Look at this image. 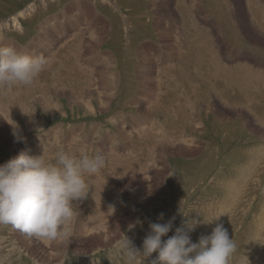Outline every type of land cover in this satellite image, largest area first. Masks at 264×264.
<instances>
[{
	"label": "rangeland",
	"instance_id": "rangeland-1",
	"mask_svg": "<svg viewBox=\"0 0 264 264\" xmlns=\"http://www.w3.org/2000/svg\"><path fill=\"white\" fill-rule=\"evenodd\" d=\"M80 1L86 7L84 13L78 5ZM185 1L183 4L181 0H0V24L26 11L31 4L35 5L33 14L18 16L21 30L17 26L0 29V40L4 46L21 52L34 45L33 41L38 39L45 20L52 19L59 12L63 14L66 5L72 4L76 8L71 25L68 22L64 24L75 28L71 29V35L58 33L56 40L60 42H56L52 49L44 50V43L39 41L41 46L27 52L34 57H43L46 66L38 75V80L36 78L33 85L27 87L31 92V87L38 86V92H32V97L25 98L24 104L19 103L22 95L18 93V105L8 104L10 113L0 110V164L17 156L21 150H29L32 155L41 154L49 162L54 159L57 150L76 155L101 154L105 158L104 168L96 175L86 177L89 192L85 198L74 202L76 216L65 237L71 238L69 245L63 241L39 240L10 225H0V264H124L122 246L126 241H132L137 248L142 247L149 224L167 222L172 217L175 220L168 236L173 235L175 228L182 226L185 220L191 223L195 219L198 223L189 235L193 242H197L200 236L210 234L214 226L221 222L236 245L229 264H264V12L255 7V2L248 0H200L201 10L196 5L199 12L193 10L194 0ZM192 12L198 19L207 16L204 19L209 21L206 29L202 30L201 26L197 31L194 29L197 25ZM54 22L56 24L57 20L54 19L51 25ZM49 28L50 32L53 27ZM97 33L102 42L99 49L103 56L107 54L111 58L114 55L116 58L113 68L120 74L118 88L109 75L106 60L100 57L101 61L98 57L94 62V53L93 56L89 53L93 39L99 36ZM203 38L209 39L207 46H201ZM186 40L192 43H185ZM168 46L173 48V55L180 62L177 65H168L174 64V59H165L161 52ZM218 47L223 51L221 58H225L220 61L221 70L224 69L227 74L225 82L220 75L217 77L216 73L209 72L211 65L205 62L214 54L213 51L217 53ZM40 51L43 53L38 56ZM154 54L162 58L153 57ZM146 62L147 65H144ZM157 65H160L159 69ZM147 67L152 68V74L146 70ZM140 70L148 73L147 86H156L154 101L157 103L151 108L155 109L157 122L146 119L142 130L132 139L123 132L129 115H147L150 106L146 104L149 92L140 95L136 87ZM163 70L170 76L169 79L176 77L172 84L169 79L164 80L166 74L160 76V81L157 80V74ZM98 71H101L100 75ZM187 71L192 72L190 77L185 75ZM172 72L174 76L169 75ZM207 74L215 76L212 85L203 82V79H208ZM62 77L67 80L63 81ZM41 79L42 82L39 81ZM105 79L109 91L115 86V92H118L111 98L108 110L100 102L103 93L101 84L105 83ZM163 81L172 86L166 88ZM160 85L166 89L157 97ZM216 85L224 91L231 90L227 93L229 96L231 93V98L223 99L222 90H217ZM232 85H237V88H231ZM173 86L176 91L172 90L175 89ZM235 89L239 93H235ZM137 95L140 102L133 105ZM228 101L233 103L230 105ZM249 103L259 107L253 111ZM14 110L17 112L14 113ZM14 131L17 135H13ZM248 152L251 153L248 155ZM163 163L166 164L165 170L162 169ZM160 213L164 214L163 220L158 219ZM216 217L219 218L210 224L204 222Z\"/></svg>",
	"mask_w": 264,
	"mask_h": 264
},
{
	"label": "clouds",
	"instance_id": "clouds-1",
	"mask_svg": "<svg viewBox=\"0 0 264 264\" xmlns=\"http://www.w3.org/2000/svg\"><path fill=\"white\" fill-rule=\"evenodd\" d=\"M45 66L43 57L11 46L0 47V91L31 86ZM104 166L101 154L57 150L49 162L41 154L22 151L0 164V225H10L39 240L62 242L76 216L74 202L89 192L86 177L99 173ZM163 217L160 213L158 219ZM218 218L204 222L210 224ZM174 220L150 223L140 248L126 241L122 246L124 264H229L236 245L222 223L193 242L189 233L198 221L185 220L168 236Z\"/></svg>",
	"mask_w": 264,
	"mask_h": 264
},
{
	"label": "bare ground",
	"instance_id": "bare-ground-1",
	"mask_svg": "<svg viewBox=\"0 0 264 264\" xmlns=\"http://www.w3.org/2000/svg\"><path fill=\"white\" fill-rule=\"evenodd\" d=\"M105 1H107V0H103V2H105ZM169 1V0H168ZM181 1H183V4H185V0H181ZM162 2V1H161ZM225 2V1H224ZM233 2V1H232ZM86 2L84 1V4H85ZM163 3V2H162ZM194 3H196V4H194V7H195V9H193V10H195L196 12L202 7H200V0H194ZM226 3V2H225ZM202 4V3H201ZM79 6H80V8H81V11L84 13L85 11H86V7L83 5V2L82 1H80L79 2V4H78ZM196 5H198L199 6V8L198 7H196ZM233 5V4H232ZM75 5H72V4H70V5H66V7H65V9L64 10H62V12H63V14H61L60 12L59 13H57V14H55L54 15V17H52V19H50V18H48V20H45L43 23H42V26H41V30H39L40 31V35H39V40L38 41H33L34 42V45H29V51H31V50H33L34 48H37L38 46H41L40 44H39V41L40 42H42V43H44V45H45V49L44 50H49V49H52V46H55V44H56V42L58 43V42H60V40L58 39V40H56V38H57V36L59 35V34H70V32L72 31V30H74L75 28H71V27H66L64 24H66L67 22V24L68 25H71V21L73 20V14H74V12H73V10L74 9H76L75 7H74ZM90 6H91V9L93 8L92 7V5L90 4ZM227 6V5H226ZM235 6V5H234ZM233 7V6H232ZM197 8H198V10H197ZM163 9V8H162ZM233 9V8H232ZM34 10H35V5L34 4H31L30 6H28V8L26 9V11H23V12H21V13H18L17 15H15L14 17H12L11 19H7L6 21H4V22H2V24H0V29H1V27L3 28V26H6V27H12V26H18V25H21L20 23H19V17L20 16H27L28 17V14L31 12L32 14H33V12H34ZM169 10V9H168ZM201 10V9H200ZM70 11V12H69ZM172 11V10H171ZM202 11H203V9H202ZM69 12V13H68ZM168 12V11H167ZM166 12V13H167ZM184 12V11H183ZM199 12V11H198ZM194 12H192V14H193ZM69 14V15H68ZM168 14V13H167ZM185 14V13H184ZM199 13H197V15H198ZM200 14H201V12H200ZM199 14V15H200ZM172 15V14H171ZM195 15V13L193 14V16ZM204 14H202V16H203ZM19 16V17H18ZM35 16V15H34ZM68 16V17H67ZM169 16H170V14H169ZM229 16H231V15H229ZM237 16V15H236ZM173 17H174V15H173ZM207 16L205 15V18H206ZM244 17V16H243ZM70 18V20L68 21V19ZM91 18V20L93 19V17H90ZM90 18H88L87 20H89ZM168 18V17H167ZM205 18H203V19H198L196 16H194V22H195V24L197 25V27L195 28L194 27V29L197 31V30H199V29H197L198 28V26H201V29L203 30V29H206L207 27H206V24H208V18H207V20H204ZM232 18V17H231ZM248 18H250V17H248ZM54 19H56L57 20V22H56V24H55V22H54V24L53 25H51L52 23H53V20ZM63 19H65L66 20V22L65 23H62L61 22V20H63ZM237 19V18H236ZM235 19V20H236ZM241 19V18H240ZM52 20V21H51ZM217 20V19H216ZM230 20V19H229ZM21 21V20H20ZM89 22H90V20H89ZM235 22V21H234ZM163 23V22H162ZM175 24V23H174ZM195 24H194V26H195ZM211 24V23H210ZM246 24V23H245ZM254 24V23H253ZM216 25V24H215ZM238 25V24H237ZM102 25H98V27H101ZM187 26V25H186ZM208 26V25H207ZM49 27H53L52 28V30L49 32ZM96 27V26H95ZM97 27V28H98ZM103 27V26H102ZM49 28V29H48ZM106 28V27H105ZM185 28V27H184ZM72 29V30H71ZM95 29V28H94ZM181 29V28H180ZM183 29V28H182ZM258 29H259V27H258ZM106 30V29H105ZM105 30H104V32H105ZM108 30V29H107ZM191 30V29H190ZM209 30H211V29H209ZM260 30V29H259ZM102 31V30H101ZM182 31V30H181ZM258 31V30H257ZM263 31V30H262ZM4 32V31H3ZM97 32V31H96ZM164 32H166L167 33V31H166V29H165V31ZM185 32H187V35L189 34V32H188V30L187 31H185ZM59 33V34H58ZM95 33V32H94ZM260 33H262V32H260ZM91 34V33H90ZM98 34V33H97ZM101 34H103V33H101ZM200 34V33H199ZM213 33H211V35H212ZM242 34V33H241ZM254 34V33H253ZM71 35V34H70ZM92 36H93V34H91ZM90 35V36H91ZM99 35V34H98ZM106 35V34H105ZM210 35V36H211ZM96 36V35H95ZM195 36H197V35H195ZM203 36V35H202ZM204 36H206V35H204ZM65 37H67V36H65ZM70 37V36H69ZM170 37V36H169ZM201 37V36H200ZM213 37V36H212ZM246 37V36H245ZM82 38V37H81ZM92 38V37H91ZM262 38V37H261ZM1 39V38H0ZM204 39V38H203ZM202 39V40H203ZM206 39H208V38H206ZM206 39H204L203 41H201L200 43H202L201 44V46H207V44H208V42H209V39L208 40H206ZM214 39V38H213ZM212 39V40H213ZM255 39V38H254ZM53 42H52V41ZM94 41L91 43V45H90V52H89V50H87L89 53H91L92 55L91 56H93V53H94V57H93V59L92 60H94V62H97V59H98V57H99V60H101L100 59V57H102L103 59H105L106 60V66L108 67V71L110 72V74L108 73V71H107V73L109 74V75H111V77L113 78V83H115V86L117 87L119 84H120V81H119V79H120V77H119V72L117 71V70H115L113 67H114V65H115V59H114V55L113 56H111V58L110 57H107L106 55L105 56H103V53H102V51H100V46L102 45V42H101V40H100V35L99 36H97V37H95L94 39H93ZM210 40H211V38H210ZM62 41H64V40H62ZM75 41V40H74ZM195 40H193V42H194ZM86 42V41H85ZM88 42V41H87ZM104 42V41H103ZM214 42V41H213ZM216 42L218 43V39H216ZM90 43V42H89ZM185 43H192L191 42V40H190V42H188L187 40L185 41ZM169 44V43H168ZM66 45V44H65ZM71 46H72V44H70ZM171 45V44H170ZM212 45H215V44H212ZM218 45H220L219 43H218ZM0 47H5L4 46V43L2 42V40H0ZM73 47V46H72ZM87 47V46H86ZM195 47V46H194ZM214 47V46H213ZM221 47V46H220ZM54 48V47H53ZM63 48V47H62ZM162 48V47H161ZM211 48H212V46H211ZM39 49V48H38ZM102 49V48H101ZM173 48H170L169 46L168 47H165V49H161L162 51V53L164 54V58L165 59H167V58H169V61L170 60H173L174 59V61L173 62H175L174 64H172V63H170V64H168V65H177L178 63H180V62H178V60L176 59V57L173 55V50H172ZM201 49V48H200ZM205 49H207V48H205ZM218 51H217V53L215 54V51H213L214 52V54H211L210 56H209V58H207V61H205V62H207L209 65H211L210 67H208V71L209 72H211V73H216V75H217V77H219L218 75H220V78L221 77H223V82H225L224 80L226 79L225 78V76L227 75L226 74V71L223 69V70H221V66L222 65H220V63L222 62V60H224V59H222L221 58V54L223 53V51L218 47ZM256 49V48H255ZM68 50V49H67ZM245 50V49H244ZM51 51V50H50ZM53 51V50H52ZM69 51H70V49H69ZM209 51V50H208ZM65 52V51H64ZM142 52V51H141ZM144 52V51H143ZM181 52H183V51H181ZM244 52V51H243ZM35 53H36V51H35ZM66 53H67V51H66ZM66 53H65V55H66ZM107 53V52H106ZM140 53V52H139ZM161 53V54H162ZM201 53V52H200ZM206 53V52H205ZM239 53V52H238ZM68 54V53H67ZM88 54V53H87ZM100 54V55H99ZM105 54V53H104ZM143 54V53H142ZM180 54V53H179ZM232 54V53H231ZM38 55V54H37ZM64 55V56H65ZM84 55H85V53H84ZM83 55V56H84ZM148 55H149V52H148ZM155 56H153V57H157L158 59L160 58H162V57H159V54H154ZM201 55H205V54H201ZM209 55V54H208ZM207 56V55H206ZM87 57V56H86ZM85 57V58H86ZM199 57V56H198ZM235 57H237V55L235 56ZM88 58V57H87ZM143 58V57H142ZM145 58V57H144ZM150 58V57H149ZM67 59V58H66ZM154 59H156V58H154ZM203 59H205V58H203ZM240 59V58H239ZM91 60V61H92ZM98 60V62H101V61H99ZM110 60V61H109ZM145 60V59H144ZM147 60V59H146ZM189 60V59H188ZM86 61H88V59H86ZM90 61V60H89ZM149 61V60H148ZM147 61V62H148ZM152 61H153V59H152ZM151 61V62H152ZM221 61V62H220ZM229 61V60H228ZM232 61V60H231ZM247 61V60H246ZM246 61H244V62H246ZM136 62V61H135ZM147 62H146V64L144 63V65H147ZM226 62V61H225ZM234 62H236V61H234ZM234 62H232V63H234ZM258 62V61H257ZM102 63V62H101ZM152 63H154V62H152ZM151 63V64H152ZM156 63V62H155ZM160 63V62H159ZM158 63V64H159ZM197 63V62H196ZM196 63H195V65H196ZM201 63V62H200ZM231 63V64H232ZM240 63V62H239ZM250 63V62H249ZM89 64V63H88ZM98 64V63H97ZM157 64V63H156ZM155 64V65H156ZM204 64V63H203ZM222 64V63H221ZM226 64H227V62H226ZM90 65V64H89ZM161 65V64H160ZM160 65H157V67L156 68H160ZM166 65V64H165ZM191 65V64H190ZM259 65V64H258ZM87 67L86 68H89L88 67V65H86ZM149 66V65H148ZM161 66H163V65H161ZM208 66V65H207ZM227 66H229V65H226V67ZM233 66V65H232ZM94 67H95V65H94ZM104 67V66H103ZM151 67V66H150ZM150 67H147L146 68V70L148 71L149 70V73H151V71H152V68H150ZM154 67V66H153ZM167 67H170V66H167ZM172 67V66H171ZM187 67V66H186ZM205 67V66H204ZM245 67H246V64H245ZM85 68V69H86ZM90 68H92V67H90ZM97 68H100V66L99 67H97ZM131 68V67H130ZM136 68H138V66L136 67ZM140 68V67H139ZM150 68V69H149ZM177 68V67H176ZM192 68V67H191ZM201 68V67H200ZM224 68V67H223ZM257 68V67H256ZM102 69V68H101ZM187 69V68H186ZM189 69H190V67H189ZM226 69V68H225ZM232 69V68H231ZM249 69V68H248ZM253 69H255V68H253ZM252 69V71H254ZM260 69V68H259ZM88 70V69H87ZM93 70V69H92ZM96 70V69H95ZM94 70V71H95ZM99 70V69H98ZM138 70V69H137ZM144 70V69H143ZM161 70V69H160ZM165 70H166V68H165ZM165 70H163L162 71V73H158L157 74V80L158 81H160V76L162 75V74H166V72H165ZM191 70V69H190ZM199 70V69H198ZM243 70V69H242ZM250 70V69H249ZM258 70V69H257ZM84 71V70H83ZM93 71V72H94ZM97 71V70H96ZM95 71V72H96ZM106 71V70H105ZM184 71H186L185 70V68H184ZM194 71V70H193ZM196 71V70H195ZM205 71V70H204ZM222 71V72H221ZM232 71V70H231ZM230 71V72H231ZM235 71V70H234ZM243 71H245V70H243ZM242 71V72H243ZM252 71H249L250 73L252 72ZM256 71V70H255ZM92 72V71H91ZM99 72V71H98ZM138 72V71H137ZM144 72H146L145 70H144ZM175 72V71H174ZM199 72H201L200 70H199ZM229 72V73H230ZM242 72H241V74H242ZM249 72L247 73V74H249ZM259 72V71H258ZM83 73V72H82ZM104 73V72H103ZM102 73V74H103ZM168 73V72H167ZM173 73V72H172ZM191 73L192 72H189V71H187V73H185V75H191ZM193 73H195V72H193ZM197 73H198V71H197ZM202 73V72H201ZM205 73V72H204ZM260 73V72H259ZM264 73V72H263ZM86 74V73H85ZM101 74V71L99 72V75ZM104 74H106V73H104ZM103 74V75H104ZM152 74V73H151ZM200 74V73H199ZM230 74H232V73H230ZM229 74V75H230ZM236 74V73H235ZM238 74V73H237ZM47 75V74H46ZM169 75H172V76H174L175 74L173 73V74H169ZM194 75V74H193ZM193 75H192V77H193ZM198 75V74H197ZM197 75H195V76H197ZM201 75V74H200ZM205 75V74H204ZM207 75H209V77H208V79H207V77L205 78V79H207V80H204L203 79V82L204 81H207L210 85H212L213 83H212V80H213V77H215L214 75H210V74H207ZM243 75V74H242ZM241 75V76H242ZM244 75H245V72H244ZM41 76V75H40ZM39 76V77H40ZM43 76V75H42ZM52 76H53V74H52ZM58 76V75H57ZM172 76H171V78H172ZM180 76V75H179ZM187 76V77H188ZM232 76H235V75H232ZM240 76V75H239ZM72 77V76H71ZM148 77V73L147 74H145V73H143L141 70L139 71V73H138V76H137V82H138V84L136 85V87H137V90H138V93H140V95H142V94H144V93H148V95L150 96L149 98H146V104H150V106H149V110L148 109H146V110H148L147 111V115H140L141 117H143V121H142V118L141 117H139V115H137V113H136V115L135 114H131V115H129V119H128V122H127V125H126V129H125V131H123L124 133H127L128 135H129V137L130 138H134V137H136L135 136V134L137 133V132H139V131H141L142 130V128H143V124L145 123V120L147 119H152L153 121H156L155 119L157 118L156 116V113H155V109H154V107H153V109L151 108V106H153V104L155 103H157V101H154V97H155V93H154V91H155V87H153V86H147V81H146V78ZM151 76H149V78H150ZM169 77L170 76H168L167 74H166V77L164 78V80H166V79H169ZM190 77V76H189ZM230 77V76H229ZM243 77V76H242ZM42 78V77H41ZM48 78V77H47ZM64 78H66V77H64ZM102 78V77H101ZM148 78V80H150ZM196 79H198L197 77H195ZM203 78V77H202ZM227 78H228V76H227ZM243 78H245V76L243 77ZM154 79V78H153ZM153 79H151V80H153ZM176 79V77H174L173 79H169L170 80V82L169 83H171L172 84V82L174 81ZM182 79V78H181ZM188 79V78H187ZM200 79V78H199ZM198 79V80H199ZM215 79V78H214ZM222 79V78H221ZM229 79V83H230V78H228ZM232 79V78H231ZM242 79V78H241ZM36 80H38V78L36 79ZM49 80V79H48ZM62 80L64 81H66L67 80V78L66 79H63V77H62ZM81 80V79H80ZM184 80V79H183ZM220 80V79H219ZM234 80V79H233ZM243 80H245V79H243ZM40 82H42L43 80L41 79V80H39ZM55 81V80H54ZM101 81V80H100ZM189 81H192V79H190ZM188 81V82H189ZM237 81V80H236ZM236 81L234 82L235 84H236ZM263 81V80H262ZM39 82V83H40ZM69 82V81H68ZM165 81H163V83H164ZM222 82V83H223ZM237 82H239V81H237ZM241 82V81H240ZM245 82V81H244ZM252 82V81H251ZM36 83V82H35ZM58 83V82H57ZM70 83V82H69ZM111 83V82H110ZM184 83V82H183ZM192 82H190V84H191ZM208 83H206V84H208ZM221 83V82H220ZM242 83V82H241ZM255 84H256V82H254ZM257 83H259L258 81H257ZM261 83V82H260ZM42 84V83H41ZM41 84L39 85V86H41ZM66 84V83H65ZM155 84V83H154ZM193 85H194V83H192ZM196 85L198 84V82L197 83H195ZM200 84V83H199ZM208 84V85H209ZM231 84H233V83H231ZM234 84V85H235ZM245 84V83H244ZM33 85V84H32ZM31 85V86H32ZM54 85V84H53ZM133 85V84H132ZM158 85V84H157ZM163 85H165L166 86V88H167V86L169 85H166L165 83L163 84ZM163 85H160L161 86V89H160V91L157 93V97H158V95L159 94H161V93H163L164 92V89H166L165 88V86H163ZM195 85V86H196ZM201 85H202V83H201ZM218 85V84H217ZM216 85V86H217ZM227 85V84H226ZM239 85V84H238ZM241 85H243V83L241 84ZM241 85H239L240 87H242ZM264 85V84H263ZM262 85V86H263ZM52 86V85H51ZM61 86V85H60ZM103 86V88H102V97L100 98V102H101V106L105 109V110H108L109 109V106L110 105H108L109 103H110V101H111V98L113 97V96H115L116 95V93H118V92H115V89H117L115 86L113 87V89H111L110 91H112V92H110L109 91V84H108V82H107V80L105 79V83L102 85L101 84V87ZM113 86V85H112ZM169 86H172V85H169ZM180 86H182V84L180 85ZM192 86V85H191ZM233 86V85H232ZM253 86V85H252ZM27 87H29V86H27ZM27 87H16V88H13V89H11V90H7V91H0V110H2V111H7L6 113H10L9 112V110H8V104L9 103H12L11 105L12 106H14V105H18V103H17V98H16V94H18V93H20L21 95H22V97H20L21 98V100H20V102L19 103H22L23 101L25 102L26 100H25V98H27V100H28V97H29V99H30V97H32V95H31V93L32 92H38V86H33V88H35V89H33L32 87H31V92L29 91V88H27ZM49 87V86H48ZM47 87V88H48ZM67 87V86H66ZM100 87V86H99ZM198 87H200L199 85H198ZM204 87V86H203ZM228 87H229V85H228ZM228 87H226V88H228ZM237 88V85L236 86H233V87H231V88ZM259 87H261V85H259ZM264 87V86H263ZM25 88H27V90H25ZM47 88H46V90H47ZM173 88H175V89H172V90H175L176 91V87L175 86H173ZM216 88V87H215ZM239 88V87H238ZM243 88V87H242ZM101 89V88H100ZM180 89H182V88H180ZM187 89V88H186ZM194 89V88H193ZM196 89V88H195ZM212 89V88H211ZM222 90L220 87H218L217 86V90ZM230 89V88H229ZM240 89V88H239ZM238 89V90H239ZM245 89V87L243 88V90ZM253 89V88H252ZM257 89H258V87H257ZM39 90H43V88L41 89H39ZM45 90V91H46ZM55 90V89H54ZM64 90V89H63ZM136 90V91H137ZM149 90V91H148ZM201 90V89H200ZM210 90V89H209ZM228 90V89H227ZM232 90H234V89H232ZM241 90V89H240ZM243 90H241V92L243 91ZM263 90H264V88H263ZM30 92L29 94L27 93V92ZM50 91V90H49ZM169 91H170V89H169ZM211 91V90H210ZM229 91V90H228ZM228 91H224V90H222V92L221 93H223V94H221L222 96H223V99H226L227 97H230L231 98V93H230V96L227 94V93H229ZM235 91H236V89H235ZM257 92H258V90H256ZM262 91V90H261ZM24 92L26 93V94H24ZM47 92V91H46ZM152 92V93H151ZM166 92H168V91H166ZM174 92V91H173ZM205 90H204V94H205ZM51 93V92H50ZM53 93V92H52ZM58 93V92H57ZM181 93V92H180ZM212 93H214V92H212ZM218 93V92H217ZM228 95V96H225L226 94ZM233 93V92H232ZM235 93H239L238 91H236ZM242 93H244V91L242 92ZM253 93V92H252ZM27 94L28 95H30V96H27ZM41 94V93H40ZM48 94H49V92H48ZM250 94V93H249ZM254 94H259V93H255L254 92ZM53 95V94H52ZM51 95V96H52ZM56 95V94H55ZM139 95V96H140ZM185 95H186V93H185ZM244 95V94H243ZM260 95V94H259ZM50 96V97H51ZM147 96V95H146ZM145 96V97H146ZM190 96V95H189ZM193 95H191V97H192ZM194 96H195V94H194ZM253 96V95H252ZM256 96V95H255ZM34 97H36V96H34ZM90 97V96H89ZM136 97V96H135ZM143 97V99H144V96H142ZM178 97V96H177ZM180 97V96H179ZM263 97V96H262ZM19 98V97H18ZM40 98V97H39ZM133 98H134V96H133ZM137 98H138V95H137ZM134 99V104L133 105H135V104H138L139 102H140V98H138V99ZM233 98H234V96H233ZM245 98H247L246 97V95H245ZM142 99V98H141ZM219 99V98H218ZM235 99V98H234ZM240 99V98H239ZM238 99V100H239ZM250 99H251V96H250ZM255 99V98H254ZM5 100L7 101V104L5 103ZM54 100V99H53ZM156 100V99H155ZM228 100H229V98H228ZM241 100V99H240ZM245 100V99H244ZM247 100V99H246ZM256 100V99H255ZM30 101V100H29ZM49 101H51V100H49ZM220 101V100H219ZM232 101H233V99H232ZM252 101V100H251ZM259 101V100H258ZM40 102H42V101H40ZM45 102V101H44ZM130 102V101H129ZM132 102V101H131ZM227 102V101H226ZM229 102V101H228ZM235 102V101H234ZM239 102H242V101H239ZM254 102V101H253ZM256 102V101H255ZM34 103V102H33ZM46 103V102H45ZM133 103V102H132ZM159 103H160V100H159ZM230 103V102H229ZM233 102H231L230 103V105L232 104ZM236 103V102H235ZM252 103V102H251ZM22 104H24V103H22ZM29 105H30V102L28 103ZM35 104V103H34ZM49 105H50V103H48ZM52 104L54 105L55 103H53L52 102ZM61 104V103H60ZM131 104V103H130ZM193 104V103H192ZM239 104H241V103H237V105H239ZM247 104V103H246ZM253 104V103H252ZM256 104V103H255ZM259 104V103H258ZM221 105V104H220ZM236 105V106H237ZM243 105V104H242ZM248 105V104H247ZM249 105H250V103H249ZM257 105V104H256ZM7 106V107H6ZM11 106V107H12ZM27 105H25V107H26ZM31 106V105H30ZM176 106V105H175ZM202 106V105H201ZM213 106V105H212ZM216 106V105H215ZM235 106V107H236ZM251 106V105H250ZM252 106H254V105H252ZM251 106V108H253V111H254V109H256V107L258 106H254V107H252ZM17 108H18V106H16ZM90 107V106H89ZM93 107V106H92ZM192 107H194V106H192ZM214 107V106H213ZM259 107V106H258ZM262 107V106H261ZM43 108V107H42ZM87 108H88V106H87ZM195 108V107H194ZM215 108V107H214ZM230 108V107H229ZM12 108H10V110H11ZM28 109V108H27ZM37 109V108H36ZM54 109V108H53ZM137 109V108H136ZM143 109V108H142ZM232 109V108H231ZM21 110H24V108L23 109H21ZM30 110V109H29ZM89 110V109H88ZM144 110V109H143ZM177 110V109H176ZM195 110V109H194ZM233 110H235L234 108H233ZM232 110V111H233ZM17 112V110H14L13 112L14 113H16ZM54 111V110H53ZM196 111V110H195ZM238 111V110H237ZM240 111V110H239ZM238 111V112H239ZM244 111V110H243ZM19 112V111H18ZM90 112H91V110H90ZM245 112V111H244ZM3 113H5V112H3ZM34 113V112H33ZM92 113H93V111H92ZM193 113V112H192ZM240 113H242V112H240ZM246 113V112H245ZM21 114V113H20ZM41 114V113H40ZM139 114V113H138ZM183 114V113H182ZM185 114V113H184ZM189 114V113H188ZM199 114V113H198ZM13 115V114H12ZM37 115V114H36ZM186 115V114H185ZM238 115V114H237ZM258 115V114H257ZM261 115V114H260ZM259 115V116H260ZM8 116V115H7ZM18 116V115H17ZM16 116V117H17ZM22 115H20V117H21ZM35 116V115H34ZM193 116V115H192ZM33 117V116H32ZM36 117V116H35ZM236 117V116H235ZM238 117H240V116H238ZM242 117V116H241ZM262 117H264L263 115H262ZM261 117V118H262ZM163 118V117H162ZM19 119V118H18ZM183 119V118H182ZM242 119H244V118H242ZM246 119H248V118H246ZM256 119H258V118H256ZM262 119H264V118H262ZM33 120V119H32ZM146 120V121H147ZM241 120V119H240ZM249 120V119H248ZM29 121H31V120H29ZM162 121V120H161ZM175 121V120H174ZM177 121V120H176ZM253 121V120H252ZM157 122V121H156ZM260 122V121H259ZM34 123V122H33ZM32 123V124H33ZM164 123V122H163ZM176 123V122H175ZM244 123V122H243ZM246 123V122H245ZM36 124V123H35ZM43 124V123H42ZM147 124V123H146ZM150 124V123H149ZM25 125V124H24ZM145 126V125H144ZM156 126H157V124H156ZM160 126V128H162L161 127V125H159ZM165 126V125H164ZM260 126H261V124H260ZM264 126V125H263ZM18 127V126H17ZM35 126L33 125V128H34ZM157 128V127H156ZM159 128V127H158ZM157 128V129H158ZM200 128V127H199ZM152 128H150V130H151ZM181 129V128H180ZM263 129V128H262ZM149 130V131H150ZM160 130V129H159ZM173 130V129H172ZM121 131V130H120ZM165 131V130H164ZM33 132V131H32ZM155 132V131H154ZM64 133V132H63ZM156 134H157V132H156ZM143 135H145V132H144V134H142V136ZM264 135V134H263ZM141 136V137H142ZM183 136V135H182ZM56 137V136H55ZM21 141V140H20ZM178 141H180V140H178ZM185 141V140H184ZM32 142H30V144H31ZM161 143V142H160ZM33 145H34V143H32ZM206 144V143H205ZM30 147V146H29ZM31 149H32V147H30ZM153 149V148H152ZM244 150V149H243ZM246 150V149H245ZM255 150H257V149H255ZM23 150H21V152H22ZM27 151H29V150H27ZM34 151V150H33ZM253 151H254V149H253ZM263 151V150H262ZM16 152V151H15ZM29 152H31V151H29ZM255 152V151H254ZM243 153V152H242ZM251 153V152H250ZM249 152L247 153L248 155L250 154ZM245 154V153H244ZM256 154V153H255ZM15 155V154H14ZM134 155V154H133ZM164 155V154H163ZM135 156V155H134ZM138 156V155H137ZM140 156V155H139ZM246 156V155H245ZM257 156V155H256ZM259 156V155H258ZM260 156H261V154H260ZM49 157V156H48ZM163 157V156H162ZM158 158H160V157H158ZM242 158V157H241ZM253 158H255V157H253ZM247 159V158H246ZM249 159H250V157H249ZM260 159V158H259ZM162 160V159H161ZM156 161V160H155ZM251 161V160H250ZM113 162V161H112ZM118 162V161H117ZM157 162V161H156ZM141 163V162H140ZM162 163V162H161ZM144 164V163H143ZM142 164V165H143ZM259 164V163H258ZM141 165V166H142ZM140 166V165H139ZM140 166V167H141ZM245 166V165H244ZM227 167V166H226ZM247 167V166H246ZM152 168V167H151ZM165 168H166V164L165 163H163V165H162V169L163 170H165ZM261 168V167H260ZM154 169V168H153ZM224 169V168H223ZM240 169V168H239ZM242 169H244V167L242 168ZM237 170V169H236ZM146 171V170H145ZM227 171H228V169H227ZM241 171H244V170H241ZM241 171H239V172H241ZM136 172V171H135ZM226 172V171H225ZM247 173V172H246ZM245 173V174H246ZM256 173V172H255ZM258 174V173H257ZM96 175V174H95ZM243 175V174H242ZM258 176H260V175H258ZM257 176V177H258ZM149 177V176H148ZM239 177V176H238ZM240 177H241V175H240ZM242 178V177H241ZM254 178V177H253ZM146 179V178H145ZM96 181V180H95ZM104 181V180H103ZM242 183V182H241ZM250 183V182H249ZM96 184H97V182H96ZM89 185V184H88ZM245 185V184H244ZM96 186V185H95ZM94 187V186H93ZM233 189H234V187H233ZM244 190V189H243ZM229 192H231V191H229ZM116 199V198H115ZM100 200V199H99ZM102 200V199H101ZM118 201H119V199H118ZM95 202V201H94ZM101 202V201H100ZM129 202V201H128ZM131 204V203H130ZM129 205V204H128ZM127 205V206H128ZM216 205H218V204H216ZM91 206V205H90ZM196 206V205H195ZM107 207V206H106ZM109 209V208H108ZM128 212H129V210H128ZM106 214V213H105ZM93 221H95V220H93ZM89 222V221H88ZM217 222H218V220H217ZM92 223V222H91ZM162 223H165V221L164 222H162ZM221 223V222H220ZM96 226V225H95ZM215 227V226H214ZM86 229V228H85ZM91 230V229H90ZM85 232H86V230H85ZM113 233V232H112ZM255 234V233H254ZM255 238H256V236H255ZM74 240V239H73ZM70 241H71V238H68V239H65V240H63V242H65L67 245H69V243H70ZM58 243V242H57ZM263 244V243H262ZM65 250H67V249H65ZM64 250V251H65ZM252 255V254H251ZM243 258V257H242ZM51 260V259H50ZM53 260V259H52ZM47 263V262H46ZM55 263V262H54Z\"/></svg>",
	"mask_w": 264,
	"mask_h": 264
},
{
	"label": "flooded vegetation",
	"instance_id": "flooded-vegetation-1",
	"mask_svg": "<svg viewBox=\"0 0 264 264\" xmlns=\"http://www.w3.org/2000/svg\"><path fill=\"white\" fill-rule=\"evenodd\" d=\"M248 1H253L255 2V7H258L262 10V12H264V2H259L257 0H248ZM252 7H253V4L251 3Z\"/></svg>",
	"mask_w": 264,
	"mask_h": 264
},
{
	"label": "crops",
	"instance_id": "crops-1",
	"mask_svg": "<svg viewBox=\"0 0 264 264\" xmlns=\"http://www.w3.org/2000/svg\"><path fill=\"white\" fill-rule=\"evenodd\" d=\"M17 27H18V30H21V25H18ZM38 40H39V37H38V39L36 38L34 41H38ZM24 51H25V53H27L29 51V46H28L27 49H24ZM40 53H43V51H40L38 53V56H39Z\"/></svg>",
	"mask_w": 264,
	"mask_h": 264
}]
</instances>
